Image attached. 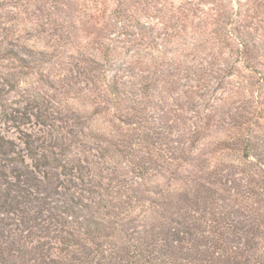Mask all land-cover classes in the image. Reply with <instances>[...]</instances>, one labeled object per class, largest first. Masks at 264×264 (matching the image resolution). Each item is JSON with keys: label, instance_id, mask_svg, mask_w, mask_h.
I'll list each match as a JSON object with an SVG mask.
<instances>
[{"label": "rangeland", "instance_id": "rangeland-1", "mask_svg": "<svg viewBox=\"0 0 264 264\" xmlns=\"http://www.w3.org/2000/svg\"><path fill=\"white\" fill-rule=\"evenodd\" d=\"M229 31L253 41L252 69ZM1 44L0 244L10 264H42L34 248L52 245L54 219L70 228L73 212L121 213L118 224L107 218L115 232L157 225L155 236L185 240L179 248L191 247L184 231L208 240L226 214L257 232L250 252L243 234L230 237L239 260L263 252L264 0H0ZM113 79L130 97L116 100ZM238 129L252 142H233ZM132 160L149 168L145 186ZM112 176L125 186L118 210L92 211L89 197H105Z\"/></svg>", "mask_w": 264, "mask_h": 264}, {"label": "trees", "instance_id": "trees-1", "mask_svg": "<svg viewBox=\"0 0 264 264\" xmlns=\"http://www.w3.org/2000/svg\"><path fill=\"white\" fill-rule=\"evenodd\" d=\"M228 34L231 35L230 38H235L237 60L243 63V67L252 69L253 67H250V64L260 57L257 54V56L253 54L255 49L253 41L246 34L242 35L239 32L233 35L234 31H229ZM0 49H2V44L0 45ZM259 64L261 65L260 62ZM252 71L256 72L257 70L253 69ZM108 90L116 97V100L130 97L128 90L119 88L117 79H113V82L108 85ZM239 129L237 137L231 138L232 141L237 140L246 144L251 143L250 137H242L241 130ZM31 145V142L26 143L27 150L31 154V158L37 162V154ZM254 147L258 146L253 145V149ZM185 158L184 154H181L180 159L184 161ZM14 162H17L16 159H14ZM131 164L132 172L136 170V178L139 180V182L137 180L135 182L138 185L145 186L146 182L144 181L148 179L149 168L133 160ZM179 166L171 164L166 169L171 168V173L175 174ZM112 177L108 178L109 181L106 183L107 189L104 188V191H106L105 197H102L100 194L97 197H89L91 198V208L95 209L92 211L97 212V209L100 207L118 210V196L121 188L125 186L123 183V186H121V181L116 180V177ZM128 188L132 191L131 185ZM224 191L227 192L226 189ZM205 192L207 194L213 193V195L215 193L212 187L206 188ZM112 212L96 216L91 213L87 217L75 216L73 212L71 213L73 214L71 219H75V221H72L70 228H66L63 221L54 219V225H58V227L54 228L52 231L53 236L49 237L53 240L52 245L47 247L46 244H42V246L34 248L38 260L42 264H183L182 262L184 261L186 264H264V250L260 255H256L254 252L248 258L242 257L243 259L239 260L240 243H236L235 245V242H231L230 237H237L239 233L243 234L245 236L243 247H248L249 250L247 252H250L254 248L252 245L254 238L249 237L257 236V232L253 228L246 229L240 226V224L236 225L233 221L231 222L226 214H223V218H220L218 222L215 221L216 225L211 226L208 240H205V234L202 232H200L199 236L193 238V232L184 231L183 234L189 236L187 243L191 244V247L181 246L179 248L175 243L184 242V239H179L180 236H177L171 241L163 230L158 231L159 236H155L154 229L158 228V226L153 224L149 228H143L139 231L133 228L131 232H125L119 228L116 229H119V232L110 231L107 218H114V221H112L114 224L124 221L121 213H114L112 216ZM124 214L128 215L130 213ZM110 239L115 240L109 242ZM237 239L241 240V237H237ZM230 243L234 245L231 246ZM3 244L5 245L0 244V264H10L9 257L10 255L12 256V249L6 246V243Z\"/></svg>", "mask_w": 264, "mask_h": 264}]
</instances>
